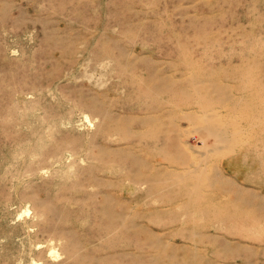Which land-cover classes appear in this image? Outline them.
Masks as SVG:
<instances>
[{"label":"rangeland","instance_id":"1","mask_svg":"<svg viewBox=\"0 0 264 264\" xmlns=\"http://www.w3.org/2000/svg\"><path fill=\"white\" fill-rule=\"evenodd\" d=\"M0 264H264V0H0Z\"/></svg>","mask_w":264,"mask_h":264},{"label":"bare ground","instance_id":"2","mask_svg":"<svg viewBox=\"0 0 264 264\" xmlns=\"http://www.w3.org/2000/svg\"><path fill=\"white\" fill-rule=\"evenodd\" d=\"M215 131H216V130H215ZM221 135H222V134H221ZM221 135H220V136H221Z\"/></svg>","mask_w":264,"mask_h":264}]
</instances>
